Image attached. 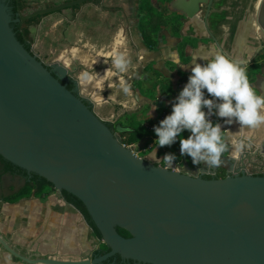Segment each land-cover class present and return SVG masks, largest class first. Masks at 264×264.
Wrapping results in <instances>:
<instances>
[{
  "label": "water",
  "instance_id": "1",
  "mask_svg": "<svg viewBox=\"0 0 264 264\" xmlns=\"http://www.w3.org/2000/svg\"><path fill=\"white\" fill-rule=\"evenodd\" d=\"M86 1L20 12L19 21ZM199 2L183 0L180 10L193 18ZM14 21L7 0H0V156L81 200L111 250L94 259L36 261L8 250L43 264H102L116 255L138 264H264L263 176L235 170L204 177L234 160L230 155L213 157L196 173L139 157L86 103L96 101L82 92L77 70L28 51ZM255 21L264 32V0ZM70 80L78 94L68 88ZM259 91L256 100L264 105V77Z\"/></svg>",
  "mask_w": 264,
  "mask_h": 264
},
{
  "label": "rangeland",
  "instance_id": "2",
  "mask_svg": "<svg viewBox=\"0 0 264 264\" xmlns=\"http://www.w3.org/2000/svg\"><path fill=\"white\" fill-rule=\"evenodd\" d=\"M66 1L69 0H23L25 9L22 12L26 14L41 7H48L49 5H56ZM150 1L158 10H161L162 5H164L161 0ZM119 3H122V5L117 8H124L125 13L123 14L108 10L101 11L92 3H89L80 11L76 18H73L70 9H65L60 14H51L31 23L25 22V26L30 29V35L33 38V51L39 53L46 61L63 60L71 69H74L80 63L84 64L85 69L97 68L93 73L83 69L79 71L78 75L80 78L84 80L91 79L89 82L94 87L85 85L82 88V92L99 100L93 107L102 119L115 125L126 127L128 118L137 110H144L145 114H149L152 117L155 114L157 104L159 106L166 105L174 109L175 107L173 93L171 92L158 96L155 99L156 101L154 100L159 102L156 105H154L155 103H143L142 94L136 82L144 78L143 69L149 61L148 58L151 56V52L147 51L148 55L146 56L145 49L143 50L140 47V38L138 39L135 33H131L132 30H136L135 27H137L139 22L138 6L140 0H110L107 2L108 6H117ZM164 3L169 7V0H164ZM231 9L230 7L223 8L221 15L212 24L213 34L219 39V45L215 44L213 39L209 37L200 20H184L182 32L175 36L176 39L180 40L179 42L187 40L189 46L193 48H198L201 45L205 48V52L202 55H196L193 50L189 59H200L201 57L210 60L217 59L218 51L210 49V46L216 47L218 50L220 47L222 52H225V46H228V41L230 39L235 40V38L227 29L231 24L218 26V23L227 17ZM254 24L255 26L250 31V41H248V43L250 42V50L253 52L240 54L245 58L256 57L260 51L261 53L264 52L261 49V45H264V32L258 27L256 21H254ZM240 27L242 28V23H240ZM124 29L128 30L127 37L123 34ZM117 32L120 35H117ZM169 32L171 31L169 30ZM116 42H120L118 49H114L115 45L113 44ZM170 42L171 44H169ZM167 44L170 47L174 46L172 39H169L166 34L161 38V46L155 50L159 51L160 48L162 49ZM75 50L78 51L77 55ZM114 55L117 56L115 57ZM231 56L234 55L232 54ZM87 58L93 61L89 62L86 60ZM115 61H117V67L113 68L110 65L114 64ZM106 68H109L114 74L112 73V75L109 72L108 78L104 79L101 77L102 80L97 79L102 74H106L104 72ZM197 80L205 81L206 79L197 77ZM209 88L222 101L224 86L215 87L211 85ZM249 111L251 113L249 115L256 116V118L257 115L264 114L255 110L252 114V109L245 110V113ZM225 113L223 120L228 123L234 118L232 116V108H229V111H225ZM177 118L181 119V122L184 115L179 113ZM192 124H196L195 121H192ZM221 124L223 125V123ZM213 133H215L214 129L208 130L204 136L208 139ZM119 136L122 139L123 137L125 138L124 135L122 137L119 134ZM125 145L133 146L139 157H146L147 154L153 152V147L148 144L140 145L139 147L135 144ZM157 145H159L158 142ZM231 149L234 154L238 151L236 146ZM147 159L151 158L147 157ZM175 160L179 167L186 163L184 159L177 160L175 158ZM187 161L190 166L193 167L195 165L194 158H187ZM166 162L158 161L157 163L167 166ZM1 171L2 165L0 163V197L8 195L23 186L24 178L13 177L9 174L2 175ZM0 216L6 221L2 225L3 232L11 237L13 236L16 243L26 244L29 242L39 252L49 253L50 255L58 254L62 259H88L92 252L99 248L103 242L95 235L82 214L75 207L68 204L62 197L61 192L56 189L49 192L45 197L32 196L14 205L0 202Z\"/></svg>",
  "mask_w": 264,
  "mask_h": 264
},
{
  "label": "crops",
  "instance_id": "3",
  "mask_svg": "<svg viewBox=\"0 0 264 264\" xmlns=\"http://www.w3.org/2000/svg\"><path fill=\"white\" fill-rule=\"evenodd\" d=\"M53 14H60V13L56 12ZM245 27L246 26H242V28H241L239 22L232 23L230 26L227 27L228 31L233 35L235 40L230 39V41H228V46H225V52H223L224 55L218 57L217 59H213V60L205 59L203 57H201L200 59H197V58H194V59L190 58L189 59L191 52H193V50L196 53V55H202L205 52V48L202 45L199 46L198 48H193V47L188 45L185 48L186 58L184 61H182L180 58V55H179V50H178V45L180 43L179 42L180 40L176 39V37H175L176 35L169 32L168 29L161 30L159 32L158 44L154 49H149L145 45V43H144V41L140 35L138 27H135L136 30L131 31L132 34L135 33L137 35L138 39L140 38V40H141L140 47L143 50L145 49L144 51L146 52V56L148 55L147 51L151 52L150 53L151 56L148 58L149 61L146 63L145 67L148 64H151L153 69L160 71L164 75V77L169 78L171 81L173 91L176 87L177 82L180 80L181 76L184 73L206 71L205 68L203 67V63L205 61L220 62V64H221L220 70L228 72V74H229L228 80L224 85L223 97H222V101H221L220 108L218 111L219 122L216 125V127L214 128L215 133H213V135H211L210 138L207 139V138H205L204 135H205L206 131H208V130H202V129H200V126L198 124H192V120H190L183 112H181L180 109H178L175 106V103H174V107H175V109H174V108L168 107L166 105H160L159 106L157 104L159 102H155L156 101L155 99L158 98V96H160L161 94H166V93H168V91L163 93L160 91L159 87H157V89H152L151 83H152L154 78L152 77V75L149 72H147L145 70V67H144L143 71H144L145 76L143 79L137 81L136 83L138 85L139 91L142 94L143 103H149V104L155 103L154 105L157 104V106L155 108V114L152 117L149 114H145L144 110H137V112L132 113V114H139L137 120L140 121L142 125H146L148 122L146 119H150L151 121L155 120L158 117L160 110L163 107H168L169 109L172 110V112L176 116H178L179 113L184 115V118H182L183 121L180 122V126L196 125L198 128V131H199V134L190 143H183L182 144L181 149L177 152V154H178L177 158L172 154H169L168 156H166L167 154H165L164 152H161L160 145H157L158 140H157V138L154 137V135L152 133H151V135L146 136L139 143H133L137 147H139L140 145L142 146L144 144H148L149 146L153 147V152H151L150 154H147V156H146V158L147 157L151 158V159H148L149 161L156 162V163L158 161H167L166 162L167 166H172L177 170H182V171H185L188 173H196L198 170L205 168L206 166H210L213 163L212 158L217 156L216 153L213 151V148H212V140L218 134H222L223 141L229 144L230 149L233 146H236L238 149L239 148H246V147L253 144L254 138H258V136H261L263 134L262 131L260 132L257 128V126L260 125V121H262L264 119V118H262V115H260V116L257 115V118H256V116L254 117L253 115H249V114H251L250 111L245 113V110H247V109L248 110L252 109L253 110L252 114L255 111H261V113L264 112V105L258 103L256 100L257 96L260 93V91H259V87L261 85V83H260V81H261L260 77L261 76L260 75L261 74L263 75V73L258 74L255 82H253L250 85L251 88L256 89L258 92H256V93H244V92L237 91L235 94V98H234V106L232 108V116H234V118H232L231 121L228 123H226L223 120L225 115H226V113L224 111V106H225V94H226L227 90L238 87L240 85V74H239L240 70L246 68L249 64H252L256 61V57H254V56L248 57V58H245L242 56L244 53L249 54V53L253 52L250 50V44L248 43V40L250 39L251 32L249 31V29H247ZM165 33L167 34L169 39L170 38L172 39V43H174V46L170 47L169 46V44H171V42H170L169 44L163 46L162 49L160 48L159 51L155 50L156 48L158 49L161 46V38L163 35H166ZM123 34H124V36L127 37L128 30H125L123 32ZM239 36L240 37L243 36V37H241V39H239L238 38ZM243 38H244V40H243ZM119 43L120 42H116L113 44V45H115L114 49L119 48ZM210 49L218 51L216 47L210 46ZM232 54L234 56H231ZM240 54H242V55H240ZM238 55H240L241 57ZM114 56L116 57L117 55H114ZM140 56L143 57L142 54H140ZM141 60H142V58H141ZM116 62L117 61H115L114 64H112L110 66H113V68H116L117 67ZM104 72H106V74H104V75H106L104 79L109 77V75H108L109 72L111 74L113 73V72H111V70L109 68H106L104 70ZM97 79L102 80L101 77H99V78L97 77ZM89 85H91L90 87H93L92 83ZM129 90H130V88H129ZM91 97L93 98V96H91ZM94 100L96 101V103L99 101L97 98H95ZM173 102H174V100H173ZM185 117H186V119H185ZM256 120H258L259 122L254 124V122ZM221 123H223V125ZM138 152H140V151H138ZM175 158L177 160L184 159V161L186 163H184L183 166L179 167L178 163H175L176 162ZM187 158H194L195 165L193 167L189 165ZM169 162H171V163H169ZM159 164H162V163H159ZM13 177H19V176H13ZM29 198H31V197L23 198L18 203H21V202H23Z\"/></svg>",
  "mask_w": 264,
  "mask_h": 264
},
{
  "label": "trees",
  "instance_id": "4",
  "mask_svg": "<svg viewBox=\"0 0 264 264\" xmlns=\"http://www.w3.org/2000/svg\"><path fill=\"white\" fill-rule=\"evenodd\" d=\"M11 1L13 15H15L19 11V3L17 2V0ZM161 1L164 4L162 5L161 10H158L156 6L151 4L150 0H140L138 6L139 22L137 27L145 45L149 49H154L157 46L158 34L161 30L169 29L174 35H179L183 25L181 15L176 16L174 12H172L164 3V0ZM64 10L65 9H62L60 10V12H63ZM38 19H42V16L31 18L27 20L26 23H31L32 21ZM14 31L18 40L25 46V48L28 51H32L33 38L30 35L29 29H22L20 25H17ZM188 45L189 43L187 42V40H182L178 45L179 55L182 61H184L186 58L185 48ZM261 60H264V53L259 54L257 60L254 63L249 64L246 68L240 70V85L236 88L227 90L225 94V111H229V108H233L234 98L237 91L244 93L258 92L256 89L251 88L250 85L255 82L257 75L262 73V67L264 66V63ZM220 66V62L205 61L203 63V67L206 71L187 72L184 73L180 79L192 76L196 78H205V81H199V85L203 88H207V86L211 85L215 87L224 86L228 80L229 74L228 72L220 70ZM145 70L149 72L154 78L151 83L152 89H157V87H159L160 91L163 93L166 91L171 93L173 92V88L169 78L164 77V75L160 71L153 69L151 64H148L145 67ZM138 116L139 114L130 115V117L128 118V125L126 127L115 125L114 123L109 121H106V124L112 130L121 134L122 137L123 135L125 136V138L123 137L124 144L139 143L146 136L151 135V131L147 125H142L141 122L137 120ZM163 118H166L168 120V123L165 134L157 138L160 145V150L167 155L172 154L177 158V152L181 149L182 144L190 143L199 134L198 128L196 125L180 126V120L168 107H163L155 120H146L148 121V125L159 124L160 120ZM218 122L219 117L216 119V125L218 124ZM216 125L207 130L214 129ZM153 135H157V133H153ZM212 148L218 157L226 156L230 150L229 144L223 141L222 134H218L212 140ZM0 163L2 165V175L10 174L13 176H20L25 179V182L23 186L20 187V189L5 197V199L10 202H17L23 198L32 196L42 198L47 196L49 192L55 189L54 185L44 177H41L38 174L34 173L29 174L26 170L5 160L2 156H0ZM223 177L224 176L217 178ZM205 178L211 179L213 177L206 176ZM62 195L68 203L72 204L82 214L89 227L94 231L95 235L103 241L100 231L93 222L83 202L65 190L62 191ZM117 230L121 235L125 237L130 236V233L123 228L117 227ZM100 248V255H104L111 250L104 242H102ZM113 257H111L106 262H110V260H113ZM118 257L120 256L118 255Z\"/></svg>",
  "mask_w": 264,
  "mask_h": 264
},
{
  "label": "flooded vegetation",
  "instance_id": "5",
  "mask_svg": "<svg viewBox=\"0 0 264 264\" xmlns=\"http://www.w3.org/2000/svg\"><path fill=\"white\" fill-rule=\"evenodd\" d=\"M109 1L110 0H87L81 6H75L74 8H65V9L71 10V12L73 14V18H76L80 14V11L89 3H92L98 10H101V11L108 10L110 12H121L122 14L125 13L124 8H117L118 6L122 5V3L117 4V6H108L107 2H109ZM185 1L189 2V0H185ZM7 2L9 4V6L11 7L12 1L7 0ZM17 2L19 3V11L15 15H13L15 21L12 23V27L15 29V27H17V25H20V27L22 29H27V26H25V24H23L22 21H19L20 12H22L25 9V4H24L23 0H17ZM261 3H262V0H200L199 11L197 12L196 16L193 18H189L185 12L180 10V7L183 4V0H169V9L172 12H174V14L176 16L181 15V19L183 20V22L185 19H189L191 21H194V20L199 21L200 20L201 25L203 26V28L205 29V31L209 35V37L211 39H213V41L217 45H219L220 41L217 38V36L215 34H213V25L212 24L215 22L214 20H216L217 17H219L221 15V11L223 10V8H229L230 7L232 9H231V12H228L227 17H225L223 20H221L218 23V26L219 25L224 26L226 24L229 25V24H232L234 22H239V23H242V26H246L245 28H247V29H249V31H251L252 28L255 26V24H254L255 20L254 19L257 15V12L260 8ZM225 4H227V5H225ZM54 13H56V12H54ZM58 13H61V12L59 11ZM51 14H53V13H51ZM199 14H200V17H199ZM48 15H50V14L43 15L42 19H43V17L48 16ZM183 25H184V23H183ZM183 25H182V28H183ZM182 28H181L179 34H181V32H182ZM125 30H127V29H125ZM29 31H30V29H29ZM117 35H120V33L117 32ZM114 38H116V37H114ZM239 39H241V37ZM248 41H250V40H248ZM261 46H262L261 49L264 50V45H261ZM32 51H33V48H32ZM260 53H261V51L257 54L256 59ZM262 53H264V52H262ZM75 54L76 55L78 54L77 50H75ZM43 60L45 62L56 61V60L46 61L45 59H43ZM86 60L89 62L93 61L92 59L89 60L88 58ZM261 61L264 63V60H261ZM48 68H50V66H48ZM82 69L84 70V68H82V67H79V69H78V64H77V66L71 70H73V71L77 70V72H75V74H76V76H79L78 75L79 71ZM95 69H97V68H95ZM105 76L106 75L102 74L100 77L105 78ZM260 76H261L260 77V80H261L260 83H262L264 75L261 74ZM82 80L84 81V79H82ZM83 85H85V84L83 83ZM67 86L71 90H74L77 94L79 93L78 89L76 88V84L74 83L73 80H70L68 82ZM86 103L89 104L91 106V108H94L93 106L95 104H92L91 102H89L87 100H86ZM258 122L259 121L256 120L254 122V124H256ZM257 128L260 132L262 131L263 134L261 136H258V138H254L252 145H250L246 148H239L236 154H234L232 152V149H230L229 153L226 156L230 155L231 157L234 158V160H228L223 164V166H219L217 168V170L215 171L214 175L204 174V177H206V176H212V177L224 176V177H226L227 175L232 174L233 171H235V170H238L240 173H246V174L264 177V119L262 121H260V125L257 126ZM3 175H6V174H3ZM10 176H13V175H10ZM18 189H20V188H18ZM17 190H15V191H17ZM15 191H12L10 194L14 193ZM59 192H61V195H62V191H59ZM10 194L1 196L0 202L6 203L9 205L17 204L19 201L10 202L7 199H5V197L9 196ZM62 197H63V195H62ZM68 204H70V203H68ZM70 205H72V204H70ZM4 223H6V221L2 218V216H0V264H43L41 262H31V263L27 262L26 260L22 259L20 256L29 258L32 261H36L39 259L74 260V259H62L58 256V254H51L50 255L49 253L46 254V253L39 252L37 249L33 248L32 244H30L29 242L26 244L16 243L13 236L11 237L7 233L3 232V229H2L3 226L2 225ZM6 245L10 246V248H12L15 251V253L19 254L20 256L14 254L10 250H8ZM100 250H101L100 247L97 248L96 250H94V252H92L90 258H88V259H94L95 257L102 256L103 254L102 255L99 254ZM113 258H114L113 259L114 261L110 260V262H106L107 260L110 259L109 258V259L105 260L104 262H102V264H104L105 262H106L105 264H138L137 262H135L133 260H122L120 257H118V255L114 256Z\"/></svg>",
  "mask_w": 264,
  "mask_h": 264
},
{
  "label": "built area",
  "instance_id": "6",
  "mask_svg": "<svg viewBox=\"0 0 264 264\" xmlns=\"http://www.w3.org/2000/svg\"><path fill=\"white\" fill-rule=\"evenodd\" d=\"M173 100L175 106L189 119L195 121L200 129L207 130L216 125L221 99L209 86L201 87L196 77L180 79L174 89ZM167 123L168 120L163 118L159 124L146 125L152 134L157 133L154 137L158 138L165 134Z\"/></svg>",
  "mask_w": 264,
  "mask_h": 264
},
{
  "label": "bare ground",
  "instance_id": "7",
  "mask_svg": "<svg viewBox=\"0 0 264 264\" xmlns=\"http://www.w3.org/2000/svg\"><path fill=\"white\" fill-rule=\"evenodd\" d=\"M85 78H87V77H85ZM81 83H82V86H84V87H85V85L87 86V85L91 84V83L89 82V80H84V84H85V85H83L82 78H81ZM263 113H264V112H263ZM259 118H260V117H259ZM262 118H264V114L262 115Z\"/></svg>",
  "mask_w": 264,
  "mask_h": 264
}]
</instances>
